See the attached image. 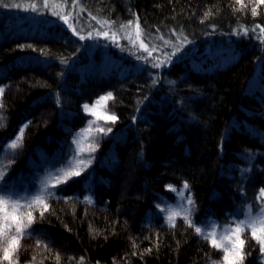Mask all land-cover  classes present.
I'll return each instance as SVG.
<instances>
[{"label": "trees", "instance_id": "1", "mask_svg": "<svg viewBox=\"0 0 264 264\" xmlns=\"http://www.w3.org/2000/svg\"><path fill=\"white\" fill-rule=\"evenodd\" d=\"M2 2L26 5L30 0ZM234 4L235 0L63 4L85 36L90 31L95 36L94 29L104 27L98 20L117 21L118 27L134 19L131 12L139 15L150 34L145 39L149 45L161 43L156 39L160 34L172 35L169 29H182L192 43L184 46L183 60L161 69L142 65L104 37L80 40L51 14V8L33 13L0 7V85L5 86L0 152L22 124L32 121L22 146L3 158L6 170L15 160L10 184L25 185L46 167L66 163L75 152L74 134L90 120L82 104L112 92L108 110L120 117L116 124H108L113 135L99 141L98 162L58 188L48 198L50 208L43 217L39 209L34 212L35 231L21 238L18 264H208L209 257L218 259V250L182 217L170 226L155 206L163 198L176 197L165 184L180 189L185 180L199 207L193 217L197 221L212 214L224 223L241 204L261 203L255 197L264 187V140L254 139L246 129L264 132V47L252 34L235 33L243 31L241 25L264 24V5L253 17L250 5L234 11ZM119 42L132 48L127 39ZM18 44L32 47L20 49ZM62 58L67 62L61 63ZM141 67L148 71H138ZM149 72L159 73L161 83L136 113L137 100L149 92L145 87L150 84ZM168 80L176 83L169 85ZM56 92L62 106L55 102ZM133 115L138 117L135 123ZM245 149L255 154L251 161L255 166H250ZM239 169L247 170L246 178ZM88 195L91 204L84 201ZM242 237L251 253L245 264H264L256 259L258 249L250 247L254 241L243 233Z\"/></svg>", "mask_w": 264, "mask_h": 264}, {"label": "snow or ice", "instance_id": "2", "mask_svg": "<svg viewBox=\"0 0 264 264\" xmlns=\"http://www.w3.org/2000/svg\"><path fill=\"white\" fill-rule=\"evenodd\" d=\"M68 0H62V3H58L57 0H30L29 3H3L0 0V7L5 9L15 8L24 11H31L33 13H39L42 10L51 8V14L58 17L67 28L71 29L72 32L79 37L80 40L86 38L97 39L104 37L106 40H110L121 50H127L131 54L135 55L136 60L140 61L142 65H150L152 69H161L165 66L174 64V61L183 60L185 56L184 46L191 44L192 41L184 35L183 30L169 29L172 34L165 37L164 34H160L156 39L161 43H145L146 38H151L147 29L143 28L140 22V17L137 13L131 12L134 19H128L123 23H120L118 27L117 21L105 19L98 20L97 22L104 26L101 29H94L95 36L90 31L87 36L81 35L72 22L75 19L71 10L65 12L63 4H67ZM72 7L78 4V0H71ZM250 7L251 15L253 17L258 16V7L264 5V0H235L233 5L234 11H245L248 6ZM239 6V7H236ZM59 9V10H58ZM91 16V13H89ZM209 13H205L207 17ZM72 18V20H70ZM93 20H97V17L92 16ZM215 27V25H213ZM243 31H236L237 36H248L252 34L259 41V45L264 47V24H253L249 26H240ZM107 30H104V29ZM160 32L159 29L156 30ZM120 39H127L128 43L132 48H125L120 45ZM18 48L23 49L25 47L31 48L32 45L18 44ZM132 49H135L133 52ZM43 51V50H41ZM158 52L159 55H153ZM75 54V53H74ZM67 58H62L61 63H66ZM138 71H148L147 68H138ZM63 76V72L60 73ZM151 78L150 84L145 85L149 89V92L145 94L141 100H137L134 107L136 113L141 112V101H148L151 89L161 83L159 73L149 72ZM169 85H174L176 82L168 80ZM5 92V86L0 85V109L4 108L2 97ZM114 99L112 92H107L104 95L99 96L96 101L90 106L88 103L81 105L85 113H90L94 118L89 120L88 124L79 130V134L87 133V136H81L77 139V136H73V143L76 145V152L73 154V161H75L76 167L61 168L57 169L55 180L49 187V184L45 182L41 189L30 198L19 196L15 190V185L10 184L11 171L10 165L15 164V160L10 161L9 165L5 166L8 170L0 169V261H6L7 264H18L16 255L18 249L21 247L20 241L24 236H31L35 231L32 229L33 224L36 222V216L34 212L39 209L40 216L43 217L44 212L50 208L48 198L55 195L60 185H67L70 180L74 177H80L86 172L93 163L95 162V153L100 148V139L105 136H112L114 129L110 126H105L100 121L110 122L116 124L120 117L114 112H109L107 108V101ZM55 102L62 106L61 96L59 92L55 93ZM183 103V102H182ZM3 117L0 116V119ZM195 119V117H193ZM133 123L136 122L138 117L132 116ZM32 123L31 120H27L24 124L19 127V132L14 139H11L7 145L6 150H12L15 152L22 146L24 139L25 129ZM4 125L0 124V127ZM236 125H233V130ZM248 134L255 138L264 140V132L259 129L252 127L246 129ZM78 134V135H79ZM94 134V135H93ZM83 141H86L84 143ZM224 140L220 142V151H224ZM85 154H87L85 156ZM247 160L251 165V161L254 157L251 149H245ZM235 170V169H234ZM242 173V178H246L243 174L247 171L246 169H239ZM164 188L176 192V206L173 207L170 204H165L163 200L161 203L156 204V208L161 213H166L165 219L170 226H175V217H182L183 222L198 236H203L207 242L213 246L214 249L218 250L216 256L218 259L208 258V264H245L247 257L251 255L249 251L245 249L246 239L242 238V233L245 237L250 238L254 243L250 244L251 248L258 249V255L256 259L264 261V187H260L259 195L255 197L256 200H260L261 203L256 205L254 203L241 204L237 208H234L232 212L227 214V221L224 223L219 222L218 219H214L212 214L205 215L200 221L193 219L195 213L199 211L197 202L192 195L190 185L188 181H184L180 189L176 188L173 184L167 183ZM186 190V194L185 191ZM243 191V188L240 189ZM59 199V197H57ZM65 199H71L65 197ZM24 204H21V201ZM84 201L88 204L93 203L90 195L84 196ZM162 205H164L162 207ZM243 217V218H240ZM32 229V231H29ZM41 241L37 240V244ZM135 246V245H133ZM47 247V245H45ZM145 251H151V249H145ZM222 253V255H221ZM136 255V253H132ZM142 255V254H141ZM59 259V257H57ZM83 261L84 257H80ZM98 264V262H97Z\"/></svg>", "mask_w": 264, "mask_h": 264}, {"label": "rangeland", "instance_id": "3", "mask_svg": "<svg viewBox=\"0 0 264 264\" xmlns=\"http://www.w3.org/2000/svg\"><path fill=\"white\" fill-rule=\"evenodd\" d=\"M96 101V100H95ZM94 101V102H95ZM93 102V103H94ZM93 103H91V104H89L90 106L93 104ZM107 103V108H108V103H109V101H107L106 102ZM110 112V111H109ZM89 115H90V120H93L94 118L91 116V114L90 113H88ZM100 123L102 124V125H105V126H109L108 124L110 123V122H104V121H100ZM88 124V123H87ZM86 124V125H87ZM111 124V123H110ZM79 131H77L75 134H74V136H77V139H80V137L81 136H87L88 134L87 133H82V134H79ZM94 135V134H93ZM73 141V140H72ZM84 143H86V141H83ZM7 145V144H6ZM6 145L4 146V148L2 149V151L0 152V169H3V170H6V169H4L3 168V164H4V162H3V158H4V156L6 155V154H8V153H11L12 152V150H6ZM75 145V144H74ZM74 150H75V152H76V145H75V147H74ZM74 152V153H75ZM87 154H85V156H86ZM95 157H96V159H95V162L93 163V165L94 164H96L97 162H98V153L96 152L95 153ZM69 167H76V164H75V161H73V155L71 156H69V158L67 159V161H66V163L65 164H63V165H61V166H55V167H53V168H50V167H46V169H45V172L43 173H41L40 175H39V177L34 181V179H32L31 181H28L25 185H22V186H16L15 187V190L18 192V194H19V196H21V197H26V198H30L32 195H35L40 189H41V187L43 186V184L45 183V182H47L48 184H49V187H51V184L54 182V180H55V175H56V172H57V169H61V168H69ZM71 181V180H70ZM69 181V182H70ZM68 182V183H69ZM12 185H15V184H12ZM62 186H64L63 184L62 185H60L58 188H60V187H62ZM185 191V194H186V190H184ZM56 194V193H55ZM177 193L175 192V198L173 199V200H170V199H164L163 198V201L165 202V204H170V205H172L173 207H175L176 206V198H177ZM158 203H161V201L160 202H157L156 204H158ZM21 204L23 205L24 204V201L22 200L21 201ZM164 205H162V207H163ZM156 211L157 212H159V213H161L160 212V210L159 209H157L156 208ZM162 214V216H163V218H164V220L166 221V219H165V216L167 215L166 213H161ZM176 218V217H175ZM241 218H243V217H241ZM215 219V218H214ZM243 238V237H242Z\"/></svg>", "mask_w": 264, "mask_h": 264}]
</instances>
